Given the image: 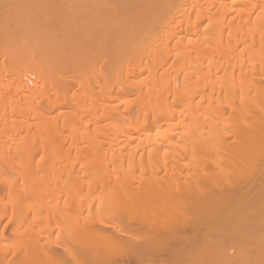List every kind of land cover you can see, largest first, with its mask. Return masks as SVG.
I'll return each mask as SVG.
<instances>
[{
	"label": "bare ground",
	"instance_id": "obj_1",
	"mask_svg": "<svg viewBox=\"0 0 264 264\" xmlns=\"http://www.w3.org/2000/svg\"><path fill=\"white\" fill-rule=\"evenodd\" d=\"M5 220L0 264H264V0H0Z\"/></svg>",
	"mask_w": 264,
	"mask_h": 264
},
{
	"label": "rangeland",
	"instance_id": "obj_2",
	"mask_svg": "<svg viewBox=\"0 0 264 264\" xmlns=\"http://www.w3.org/2000/svg\"><path fill=\"white\" fill-rule=\"evenodd\" d=\"M6 222V223H5ZM5 222H3L4 224H2L1 226H0V231H1V229L3 230V233L5 234V235H7V237H9V235L11 234V225H9V226H6L5 227V224H7V221L5 220ZM8 228L10 229V230H8ZM5 230L7 231V233H5ZM10 231V233H8ZM2 232V231H1ZM66 244V243H65Z\"/></svg>",
	"mask_w": 264,
	"mask_h": 264
}]
</instances>
